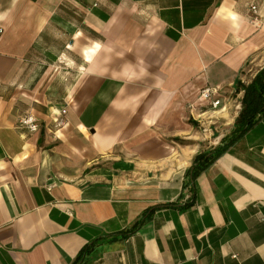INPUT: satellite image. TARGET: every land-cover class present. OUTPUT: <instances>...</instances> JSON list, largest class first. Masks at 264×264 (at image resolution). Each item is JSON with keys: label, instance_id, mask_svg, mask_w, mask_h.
<instances>
[{"label": "crops", "instance_id": "0c3cea01", "mask_svg": "<svg viewBox=\"0 0 264 264\" xmlns=\"http://www.w3.org/2000/svg\"><path fill=\"white\" fill-rule=\"evenodd\" d=\"M263 68L264 0H0V264H264V116L191 176Z\"/></svg>", "mask_w": 264, "mask_h": 264}, {"label": "trees", "instance_id": "16d2710c", "mask_svg": "<svg viewBox=\"0 0 264 264\" xmlns=\"http://www.w3.org/2000/svg\"><path fill=\"white\" fill-rule=\"evenodd\" d=\"M242 89L244 91L242 110L233 131L225 138L221 146L197 156L191 172L192 180H195L202 172L212 166L219 157L226 153L230 146L241 139L264 116V68L257 73L249 85H243ZM204 108L208 109L207 107ZM189 189L194 192V186L191 183ZM193 204L194 199L188 203V206ZM90 250V248L84 249L75 264H83L84 257Z\"/></svg>", "mask_w": 264, "mask_h": 264}, {"label": "built area", "instance_id": "2783aa9c", "mask_svg": "<svg viewBox=\"0 0 264 264\" xmlns=\"http://www.w3.org/2000/svg\"><path fill=\"white\" fill-rule=\"evenodd\" d=\"M251 10L253 13L257 12V8L255 6H252ZM220 97H221V92L219 91L218 88H206L200 92L197 98V103H198V106L202 108L207 107L209 110L216 109L221 104ZM189 107H190V110H192L193 112L196 111V108H197L196 104L190 105ZM65 114H66V110L64 109L62 111V115H65ZM64 125H65V121L63 118H59L56 121L57 127H63ZM18 126L21 129H25L29 131L30 133H36L40 129V125L38 121L34 117L29 116V115L22 117L18 122Z\"/></svg>", "mask_w": 264, "mask_h": 264}]
</instances>
